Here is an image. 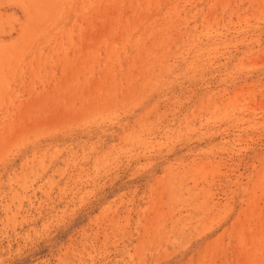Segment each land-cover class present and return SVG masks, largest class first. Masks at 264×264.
Here are the masks:
<instances>
[{
	"label": "rangeland",
	"instance_id": "obj_1",
	"mask_svg": "<svg viewBox=\"0 0 264 264\" xmlns=\"http://www.w3.org/2000/svg\"><path fill=\"white\" fill-rule=\"evenodd\" d=\"M0 264H264V0H0Z\"/></svg>",
	"mask_w": 264,
	"mask_h": 264
}]
</instances>
